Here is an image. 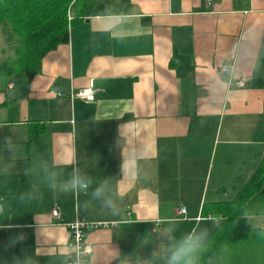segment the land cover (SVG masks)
Segmentation results:
<instances>
[{"label": "crops", "instance_id": "1", "mask_svg": "<svg viewBox=\"0 0 264 264\" xmlns=\"http://www.w3.org/2000/svg\"><path fill=\"white\" fill-rule=\"evenodd\" d=\"M108 3L123 19L76 23L27 95L0 93V264H69L77 216L110 224L86 232L89 264H163L177 210V238L197 222L212 237V206L232 202L264 161V0ZM90 83L94 103L76 96ZM32 126L44 129L30 143ZM42 160L63 161L64 177L79 167L93 188L109 178L119 214L91 188L49 187ZM250 212L264 229V201Z\"/></svg>", "mask_w": 264, "mask_h": 264}, {"label": "trees", "instance_id": "2", "mask_svg": "<svg viewBox=\"0 0 264 264\" xmlns=\"http://www.w3.org/2000/svg\"><path fill=\"white\" fill-rule=\"evenodd\" d=\"M108 0H0V33L5 37V58L0 61V93L9 85L26 94L41 73L43 58L58 46L69 42L70 29L76 23L105 16ZM32 126L31 141L42 134ZM264 201V161L249 182L229 203L212 206L211 215L221 218L210 238L204 264H264V237L242 218L256 203ZM209 213H206L208 215ZM227 250L221 252V248Z\"/></svg>", "mask_w": 264, "mask_h": 264}, {"label": "clouds", "instance_id": "3", "mask_svg": "<svg viewBox=\"0 0 264 264\" xmlns=\"http://www.w3.org/2000/svg\"><path fill=\"white\" fill-rule=\"evenodd\" d=\"M105 18L111 21H118L123 19V14H115L109 9H106ZM4 146L10 153L14 152V145L10 137L5 138ZM40 163L42 165L40 169L41 179L49 187L54 188L59 183L62 185L63 191L77 195L81 192L87 195L91 188V198L93 200L100 201L101 205L108 209L113 216L119 214L120 209L116 202L118 194L111 187L109 178H104L93 188V178L83 172L79 167H73L71 172L64 177L62 170L63 161L57 162L56 160H52L49 164L47 160H42ZM121 169L123 175L128 171L124 162L121 165ZM30 172H32V168L26 170V174ZM53 175L57 177L55 180L51 178ZM87 206L86 203L85 207ZM3 212L4 207L0 205V213ZM252 214L254 213H243L242 218L248 220V216ZM209 221L213 227L219 228L221 218L212 216L209 218ZM180 223L181 221L179 220H170L167 222V226L165 227L167 231H164L167 244L162 245L163 255L160 256V259L163 261V264H204L205 254L210 246L211 229L206 226L201 227L200 223L197 222L190 231L183 233L177 238L175 232ZM257 234L264 237V232H258ZM22 239V235L17 237V242L22 241ZM141 244L142 246L148 245L146 236L142 239ZM226 250L225 247L221 248V252ZM73 251L75 252V256L72 264H89V261L85 257L93 252L90 246L81 249V246L77 244ZM155 255L156 253H152V256ZM119 264H127V260L121 259Z\"/></svg>", "mask_w": 264, "mask_h": 264}, {"label": "built area", "instance_id": "4", "mask_svg": "<svg viewBox=\"0 0 264 264\" xmlns=\"http://www.w3.org/2000/svg\"><path fill=\"white\" fill-rule=\"evenodd\" d=\"M245 85H246L245 79H240L235 82V86L237 88H243L245 87ZM76 96L87 102L94 103L95 102L94 84L90 83L89 87L84 88ZM177 215H178V220H184L185 216L187 215L186 207H181L180 209H178ZM52 216L55 219L58 218L59 217L58 211L54 210L52 212ZM109 225L110 224H107V223H92L80 216H77L73 222L67 224L66 227L69 231L70 246L72 250V253L70 255L69 264H72V260L74 259V256H75V252L73 251V249L75 248L77 244L81 246V249H83V247H88V246H90L93 249V246L90 243H88L86 240V232L91 231V230H96L99 228H106ZM92 253L86 256L85 259L89 261Z\"/></svg>", "mask_w": 264, "mask_h": 264}, {"label": "rangeland", "instance_id": "5", "mask_svg": "<svg viewBox=\"0 0 264 264\" xmlns=\"http://www.w3.org/2000/svg\"><path fill=\"white\" fill-rule=\"evenodd\" d=\"M6 48H7V44L5 42V37L0 33V61H2V59L5 58V54L3 53V50H5ZM260 218H262V215H258V214L250 215L249 222L253 225L254 228H258L262 223V221L259 220ZM245 261H243V263L241 264H246ZM232 262H235L237 264L235 260ZM226 264H228V262H226Z\"/></svg>", "mask_w": 264, "mask_h": 264}]
</instances>
